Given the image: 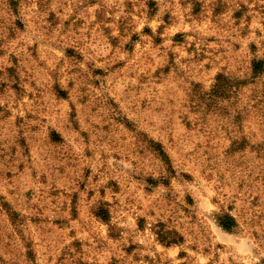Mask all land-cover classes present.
<instances>
[{"label": "rangeland", "instance_id": "rangeland-1", "mask_svg": "<svg viewBox=\"0 0 264 264\" xmlns=\"http://www.w3.org/2000/svg\"><path fill=\"white\" fill-rule=\"evenodd\" d=\"M256 61L264 0H0V264H264Z\"/></svg>", "mask_w": 264, "mask_h": 264}, {"label": "trees", "instance_id": "trees-1", "mask_svg": "<svg viewBox=\"0 0 264 264\" xmlns=\"http://www.w3.org/2000/svg\"><path fill=\"white\" fill-rule=\"evenodd\" d=\"M252 71L255 73L264 71V66L262 65V62L261 61L253 62ZM226 82H228V79L224 75L218 74L215 78V84L212 89L218 93H223L227 90L226 87L222 86L223 83ZM159 155L161 158H165V155L161 149H159ZM216 221H217V225L225 231H230L235 226V222L233 218L230 217L229 215L218 216L216 218Z\"/></svg>", "mask_w": 264, "mask_h": 264}]
</instances>
